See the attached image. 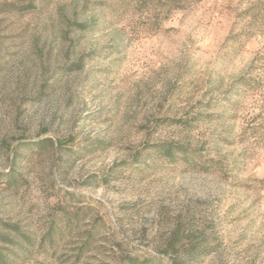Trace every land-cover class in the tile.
I'll use <instances>...</instances> for the list:
<instances>
[{
    "label": "rangeland",
    "instance_id": "rangeland-1",
    "mask_svg": "<svg viewBox=\"0 0 264 264\" xmlns=\"http://www.w3.org/2000/svg\"><path fill=\"white\" fill-rule=\"evenodd\" d=\"M3 2L32 5L0 9V233L36 242L10 264H135L172 243L207 248L179 264H264V145L240 139L257 110L224 100L264 35L223 50L227 0L154 34L111 0Z\"/></svg>",
    "mask_w": 264,
    "mask_h": 264
},
{
    "label": "trees",
    "instance_id": "trees-1",
    "mask_svg": "<svg viewBox=\"0 0 264 264\" xmlns=\"http://www.w3.org/2000/svg\"><path fill=\"white\" fill-rule=\"evenodd\" d=\"M204 0H111L110 10L113 14L120 16L129 15L138 18L142 22L140 27L141 33L154 34L163 27V25L170 20V18L177 12H189L203 2ZM226 9L232 13L233 22L230 26V31L225 41L222 44V49L228 53L238 54L242 51L247 43L256 37L264 35V0H227ZM15 5L9 2L0 4V9L21 12L22 9H28L32 6L30 3L24 7L16 8ZM226 104L233 109H240L250 100L253 104V109L257 112L246 120V125L243 128L240 139L243 142L255 141L258 144L264 145V48L250 61L246 70L237 78H235L229 85V89L224 98ZM59 147H63V142H57ZM39 146H46L47 144H54L52 140L42 139L35 143ZM160 152L168 156H172L176 150L185 153L186 156H193L191 150L180 148L172 143H163L159 146ZM190 158V157H189ZM12 171V170H11ZM13 172V171H12ZM13 173H9L11 175ZM256 183L260 187H264V178L256 179ZM54 224L50 226L44 236L40 239V246L45 243L56 247L57 230ZM17 229V228H15ZM17 231V230H16ZM23 243L16 240L13 232L8 231L5 234L0 233V241L6 244L7 247H0V264L16 263L11 253L14 252L15 257L26 256L31 252L30 247H34L36 242L29 236L21 234ZM29 244L25 246V244ZM177 244H170V246L161 254H155L151 251L144 253H135L129 257V262L135 264H161L163 257L166 254H171L172 262H177L178 252L182 251L187 256L193 255L194 252H201L207 250L205 247L193 245L190 248L177 249ZM16 253V254H15ZM22 253V254H20ZM23 255V256H21ZM162 255V256H161ZM142 258V261L139 259Z\"/></svg>",
    "mask_w": 264,
    "mask_h": 264
}]
</instances>
